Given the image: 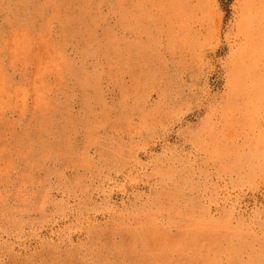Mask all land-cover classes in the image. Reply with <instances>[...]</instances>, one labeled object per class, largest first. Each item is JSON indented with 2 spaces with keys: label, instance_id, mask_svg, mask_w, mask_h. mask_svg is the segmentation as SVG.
<instances>
[{
  "label": "rangeland",
  "instance_id": "obj_1",
  "mask_svg": "<svg viewBox=\"0 0 264 264\" xmlns=\"http://www.w3.org/2000/svg\"><path fill=\"white\" fill-rule=\"evenodd\" d=\"M0 264H264V0H0Z\"/></svg>",
  "mask_w": 264,
  "mask_h": 264
}]
</instances>
